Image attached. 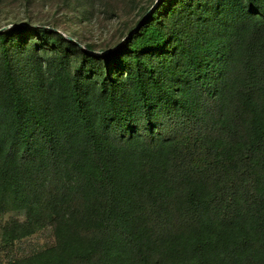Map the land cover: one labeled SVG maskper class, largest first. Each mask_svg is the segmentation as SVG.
Instances as JSON below:
<instances>
[{
	"label": "trees",
	"instance_id": "trees-1",
	"mask_svg": "<svg viewBox=\"0 0 264 264\" xmlns=\"http://www.w3.org/2000/svg\"><path fill=\"white\" fill-rule=\"evenodd\" d=\"M180 1L110 52L31 56L32 98L6 39L77 43L0 32V211L25 216L2 241L55 238L7 264H264V0H202L196 25Z\"/></svg>",
	"mask_w": 264,
	"mask_h": 264
},
{
	"label": "rangeland",
	"instance_id": "rangeland-1",
	"mask_svg": "<svg viewBox=\"0 0 264 264\" xmlns=\"http://www.w3.org/2000/svg\"><path fill=\"white\" fill-rule=\"evenodd\" d=\"M164 1L166 0H0V32L12 31L15 26H41L66 37L73 36L77 43V49L63 46L54 50L43 44L39 36H33L31 33V43L27 45L20 35L11 34L6 39V45L13 73L22 92L28 98L38 95L35 71L29 62L31 56H35L40 62H47L56 53L67 54L70 59L77 60L80 58L78 49L94 55L110 52L121 44L125 39L122 37L140 22L149 8L159 6V3L163 4ZM167 1L168 5L164 4L160 9H165L162 17H166V9L168 11L170 6L177 5L178 0ZM201 1H180L174 17L180 11L182 17H187L195 25L198 24L199 17L195 11L201 10ZM189 3L192 4L191 9H188ZM173 18L170 17L169 21ZM87 44H92L95 50H88ZM2 63L0 53V79ZM73 63L71 61L70 65ZM24 218V212L15 210L12 206L0 211V264H7L11 260L29 256L54 245L55 238L49 226H43L31 235L6 245L2 241L3 227L13 220L22 221Z\"/></svg>",
	"mask_w": 264,
	"mask_h": 264
},
{
	"label": "water",
	"instance_id": "water-1",
	"mask_svg": "<svg viewBox=\"0 0 264 264\" xmlns=\"http://www.w3.org/2000/svg\"><path fill=\"white\" fill-rule=\"evenodd\" d=\"M151 10V8L146 12V14L149 12ZM146 14L144 15V17L146 16ZM143 17V18H144ZM68 40H70V41H74L75 42V40L72 38V37H70V36H67L66 37Z\"/></svg>",
	"mask_w": 264,
	"mask_h": 264
}]
</instances>
